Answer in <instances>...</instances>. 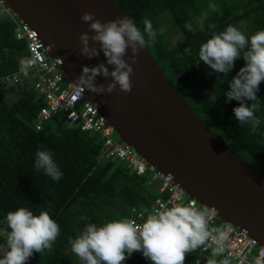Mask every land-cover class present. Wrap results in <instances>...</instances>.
I'll return each instance as SVG.
<instances>
[{
	"label": "trees",
	"instance_id": "trees-1",
	"mask_svg": "<svg viewBox=\"0 0 264 264\" xmlns=\"http://www.w3.org/2000/svg\"><path fill=\"white\" fill-rule=\"evenodd\" d=\"M115 1L141 29L144 19L152 22L157 39L146 44V48L163 74L228 147L264 173V140L235 120L232 108L238 102H225L223 95L227 82L244 61L237 60L223 76L198 62L197 55L199 45L229 23L244 21L248 33L264 28V0H216L219 12L210 13L202 29L195 25L193 17L206 8L208 0ZM168 22L170 28L182 34L176 43L166 38L167 30H161V25ZM188 23L194 25V30L188 28ZM14 28L13 21L0 9V219L19 206L33 212L47 211L60 226V234L51 250L34 252L26 264H78L68 241L82 230L85 220L81 217L96 223L109 218H129L133 208L144 210L153 206L159 196L157 183L149 173L139 175L115 158L107 157L98 136L69 125L64 115L45 121L39 130L34 127L44 101L35 92L31 77L22 76L17 82L5 80L20 72L30 58L26 41L16 38ZM9 86L16 93L10 101L5 98ZM256 95L262 105L256 115L264 120V82ZM260 132H264V124ZM40 145L53 153L63 173L59 181L33 167L34 154ZM202 245L185 255L184 264L197 261L201 264ZM225 259L220 255L212 264ZM125 264L151 262L134 252Z\"/></svg>",
	"mask_w": 264,
	"mask_h": 264
},
{
	"label": "clouds",
	"instance_id": "clouds-1",
	"mask_svg": "<svg viewBox=\"0 0 264 264\" xmlns=\"http://www.w3.org/2000/svg\"><path fill=\"white\" fill-rule=\"evenodd\" d=\"M216 12H219L216 0H208L206 8L193 17V22L202 29L209 14ZM80 20L89 29L78 35L80 54L91 59L102 52L105 62L91 67L82 65L76 86L97 95L111 93L114 89L131 91L130 77L137 54L157 39L152 22L144 19L141 29L130 17L101 22L91 12H83ZM197 55L198 62L223 76L233 69L237 60L244 61L227 82L223 95L225 102H238L232 108L235 120L264 140V132H260L264 120L256 115L262 107L256 93L260 83L264 82V28L248 33L244 21L229 23L223 30L211 33L199 45ZM97 76L109 82L97 84ZM33 167L53 181H59L63 175L53 153L43 145L35 151ZM81 219L85 220L82 230L68 241L78 264H124L134 252L140 253L151 264H184L185 255L204 244L211 235L206 211H200L192 203L162 204L142 210L135 219L117 217L99 223ZM215 231L218 245L215 252L220 254L224 251L222 244L228 233L223 228ZM59 234L60 226L47 211L33 212L19 206L6 212L0 219V264H26L34 252L40 254L51 250ZM220 264H228L227 259Z\"/></svg>",
	"mask_w": 264,
	"mask_h": 264
},
{
	"label": "water",
	"instance_id": "water-1",
	"mask_svg": "<svg viewBox=\"0 0 264 264\" xmlns=\"http://www.w3.org/2000/svg\"><path fill=\"white\" fill-rule=\"evenodd\" d=\"M4 2L38 33L50 58L59 60L60 70L75 86L82 65L105 62L102 52L91 59L80 54L78 35L89 31L80 15L91 12L101 22L125 16L115 0ZM132 67L131 91L114 89L97 95L85 89L84 98L114 127L120 141L169 174L202 207L214 209L221 219L247 230L264 246V173L207 126L166 78L146 46L139 50ZM108 82L96 77L97 84Z\"/></svg>",
	"mask_w": 264,
	"mask_h": 264
},
{
	"label": "built area",
	"instance_id": "built-area-1",
	"mask_svg": "<svg viewBox=\"0 0 264 264\" xmlns=\"http://www.w3.org/2000/svg\"><path fill=\"white\" fill-rule=\"evenodd\" d=\"M0 9L13 21L16 38L26 41L30 56L20 72L5 77V80L17 82L22 76L31 77L35 92L44 101V106L37 114L34 127L39 130L45 121L64 115L69 125L98 136L107 151V157L115 158L139 175L146 173L151 175V180L157 183L159 196L155 198L152 207L146 208L147 210L157 208L162 204L173 206L192 203L201 211L202 206L194 198L189 197L169 174L156 169L133 147L113 136L114 127L106 121L93 103L84 98L83 92L66 79L59 68V60L50 58L47 53L48 49L38 33L13 12L4 0H0ZM31 70L33 72L30 76ZM141 211L133 208L129 218L135 219ZM206 213L211 235L202 245L201 251L204 257L201 264H212L213 260L220 255H224L233 264H264V246L249 235L247 230L224 221L214 209H207ZM217 228H223L228 233L227 239L222 244L224 251L220 254L215 252L218 247L215 242ZM126 261L127 259L124 264Z\"/></svg>",
	"mask_w": 264,
	"mask_h": 264
},
{
	"label": "rangeland",
	"instance_id": "rangeland-1",
	"mask_svg": "<svg viewBox=\"0 0 264 264\" xmlns=\"http://www.w3.org/2000/svg\"><path fill=\"white\" fill-rule=\"evenodd\" d=\"M188 28L190 30H194V25L191 23L187 24ZM171 27V23H163L161 25V30L162 31H168V33L166 34V38L170 39L173 43H176L179 39L182 38V34L180 33V31L175 30L174 28H170ZM13 86V85H12ZM14 97H16V93H15V89L11 88V86L7 87L5 90V98L6 100L10 101L11 99H13ZM116 139H119L118 136L116 135V133L113 135ZM201 211H206L207 209H205L204 207L201 208Z\"/></svg>",
	"mask_w": 264,
	"mask_h": 264
}]
</instances>
